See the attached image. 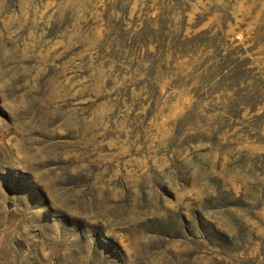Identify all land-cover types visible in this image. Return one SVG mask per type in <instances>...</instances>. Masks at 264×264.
I'll return each mask as SVG.
<instances>
[{"label":"rangeland","instance_id":"374dc122","mask_svg":"<svg viewBox=\"0 0 264 264\" xmlns=\"http://www.w3.org/2000/svg\"><path fill=\"white\" fill-rule=\"evenodd\" d=\"M0 264H264V0H0Z\"/></svg>","mask_w":264,"mask_h":264}]
</instances>
